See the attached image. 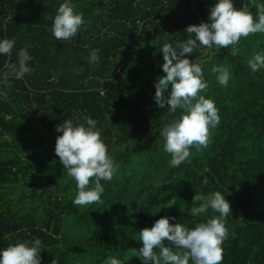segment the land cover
<instances>
[{
    "label": "trees",
    "instance_id": "obj_1",
    "mask_svg": "<svg viewBox=\"0 0 264 264\" xmlns=\"http://www.w3.org/2000/svg\"><path fill=\"white\" fill-rule=\"evenodd\" d=\"M72 2L85 23L61 42L51 27L63 0H0V39L16 42L10 57L0 56V72L20 48L30 45L33 57L30 74L0 83V250L39 238L42 264H103L109 256L143 264L139 231L163 216L190 228L218 216L209 209L192 217L180 208L198 206L196 191H220L233 212L222 264H264V69L253 73L247 63L264 51V33L217 54H193L208 83L201 94L215 101L220 124L206 148H191V162L173 169L160 133L179 112L159 109L153 99L164 75L160 50L187 39L189 25L210 23L215 0ZM235 3L255 14L264 0ZM94 49L100 60L90 63ZM217 65L230 70L227 87L211 71ZM88 116L99 121L117 169L101 182L103 203L76 206V182L55 154L62 134L55 129ZM172 199L177 205L166 208Z\"/></svg>",
    "mask_w": 264,
    "mask_h": 264
},
{
    "label": "clouds",
    "instance_id": "obj_2",
    "mask_svg": "<svg viewBox=\"0 0 264 264\" xmlns=\"http://www.w3.org/2000/svg\"><path fill=\"white\" fill-rule=\"evenodd\" d=\"M235 5V0H215L209 11L210 23L189 25L184 29L187 39L178 40L174 45L164 43L160 50L164 75L159 76L154 85L153 99L159 109L166 108L170 114L179 112L163 125L160 133L165 141L164 151L171 155L169 166L173 169L191 162V148H206L210 130L220 124L215 101L201 94L208 83L201 62L193 60V54L213 48L217 54L223 48L238 45L242 37L264 33V3L256 6L255 14ZM84 23L83 14L75 9L72 0H63L56 10L51 32L57 41H68L78 34ZM15 43V39H0V56L10 57ZM30 47L17 50L16 62L7 64V71L0 72V83L6 85L10 78L21 80L32 72ZM98 53V49L90 53V63L100 60ZM247 63L253 73L264 69V51L255 53ZM211 71L221 86L229 85L231 73L227 67L217 65ZM98 124L99 121L88 116L84 124L64 119L55 129L62 133L57 136L55 154L67 169V175L76 182L77 194L72 201L76 206L103 203L105 186L101 182L111 181L117 169ZM197 202L198 206L187 210L180 208L181 212L187 211L190 216L197 217L211 209L219 215L192 228L184 223L170 222L176 221L175 216L159 218L152 227L139 231L138 241L142 247L138 257L143 264H222V244L228 236L225 221L230 213L233 214L231 204L220 191L207 195L196 191L193 205ZM174 205L177 204L172 199L166 208ZM165 241L169 243L166 245ZM42 249L39 238L18 241L0 250V264H42ZM103 264H121V261L109 256Z\"/></svg>",
    "mask_w": 264,
    "mask_h": 264
}]
</instances>
